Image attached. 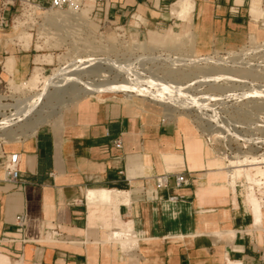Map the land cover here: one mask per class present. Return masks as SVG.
Masks as SVG:
<instances>
[{
    "label": "crops",
    "instance_id": "1",
    "mask_svg": "<svg viewBox=\"0 0 264 264\" xmlns=\"http://www.w3.org/2000/svg\"><path fill=\"white\" fill-rule=\"evenodd\" d=\"M178 1L103 0L99 16L112 25L135 20L142 31L188 25L203 50L235 49L264 31V0H189V13L176 16ZM32 64L28 54L0 51V89ZM70 111L62 125L0 150V264H264V207L254 216L239 201L189 122H167L127 98L84 99ZM11 155L18 187L4 181ZM177 174L180 188H155L156 177ZM88 190L109 191L117 217L113 207L89 206ZM124 223L137 243L125 254L109 240Z\"/></svg>",
    "mask_w": 264,
    "mask_h": 264
},
{
    "label": "rangeland",
    "instance_id": "2",
    "mask_svg": "<svg viewBox=\"0 0 264 264\" xmlns=\"http://www.w3.org/2000/svg\"><path fill=\"white\" fill-rule=\"evenodd\" d=\"M77 4V7L55 10L44 0H20L14 8L13 23L0 31V51L3 56L20 52L33 59L26 78L21 81L8 78L1 85L0 122L3 118H9L12 125L0 124V129H4L0 130V150L7 154L13 152L31 136L30 130L34 122H46L38 128L62 125L70 110L81 100L127 98L138 102L147 113L156 114L167 122L180 118L189 122L205 141L217 166L227 170L229 181L234 178L235 185L230 186H236L239 201L246 206L245 197L252 192L260 209L264 207V164H246L233 169L226 167L234 157L240 159L244 155L258 158L264 156V100L250 95L251 90H264V31L256 28L247 41L235 49L203 50L197 47L196 36L188 25L186 28L189 31L181 26L174 30L142 31L139 22L135 20H130L126 25H112L103 21L93 11V0H79ZM155 56L161 60L158 61ZM147 57L151 60H146ZM177 57L184 58L183 61L179 58L180 66L178 63H171ZM197 58H200V62ZM206 58L212 62L221 60V64L216 66L210 64L211 61L205 63L208 60ZM87 59L103 64L108 60L115 64L110 66V73H102L97 68L106 69V66L92 67L87 64ZM34 68L39 70L41 79L35 87H30L25 83L32 76ZM221 71L234 79L239 78V82H201L207 76L221 74ZM135 73L146 75L145 77L152 76L160 84L164 81L163 84L170 82L180 84L179 87L189 86L190 88L185 89H188L185 91L188 96H185L188 99H204L203 103L207 106L200 110L193 108L185 111L176 103L168 104L169 106L166 104L168 107L164 111L157 102L139 97L136 92L127 89L130 88L129 81ZM54 74L60 76H55L54 80L58 78L57 80H64L67 84L57 86L49 85L48 80L42 81L43 77L51 78ZM71 77L75 80L72 81ZM76 80L81 84L93 81L95 86L104 89L121 87L124 91L75 99L84 88ZM103 95L105 98L100 97ZM33 96L38 102L34 110L19 120L13 118L19 103ZM135 244L137 243H134L132 249L136 247ZM122 250L123 253L129 251L126 246Z\"/></svg>",
    "mask_w": 264,
    "mask_h": 264
},
{
    "label": "bare ground",
    "instance_id": "3",
    "mask_svg": "<svg viewBox=\"0 0 264 264\" xmlns=\"http://www.w3.org/2000/svg\"><path fill=\"white\" fill-rule=\"evenodd\" d=\"M190 1L189 0H179L177 3L175 2V4H173L172 8H171V11L173 14H177L181 15V14H188L191 7H190ZM172 15V14H171ZM183 15V16H184ZM175 17V16H173ZM179 18V17H178ZM152 58V56H150ZM149 57V58H150ZM160 57V56H159ZM155 58H157V56H155ZM180 58V57H179ZM179 58H173L172 59V64H179L180 66V63H179ZM182 58V57H181ZM180 58V59H181ZM144 59V58H142ZM141 59V60H142ZM146 59V58H145ZM144 59V60H145ZM198 61L200 58H197ZM194 60V61H197ZM208 59L207 61H204L205 63L208 62V61H211L209 58H206ZM146 60H151V59H147ZM153 60H156V59H153ZM158 61H160L161 59H158ZM182 61L184 60L181 59ZM189 60V59H188ZM187 60V61H188ZM104 61V60H103ZM137 61V60H136ZM157 61V62H158ZM192 60H190L191 62ZM202 61V59H201ZM217 62H212L210 64H214L216 66L220 65L219 62L221 60H216ZM116 62V61H115ZM154 62V61H153ZM156 62V61H155ZM181 62V61H180ZM200 62V61H199ZM122 63V62H121ZM120 63V65H121ZM192 63V62H191ZM195 63V62H194ZM87 64H90L92 67L94 66H106V69H99L97 68V71L98 72H105V71H108L110 70L111 71V68L110 66H113L115 63L110 62V61H106V63L103 64V62H99L97 60H92V59H87ZM124 64V63H123ZM129 64V63H128ZM184 64V62L182 63ZM188 64H190L188 62ZM132 65V63H131ZM187 65V64H186ZM224 65V64H223ZM86 66V65H84ZM124 66V65H122ZM129 66V65H127ZM172 66V65H171ZM182 66V65H181ZM185 66V64L183 65ZM66 67V66H65ZM121 67V66H120ZM130 67V66H129ZM5 68L6 70H8V73L10 74L11 73V68H12V65H11V59H8L6 64H5ZM75 68V66H74ZM125 68V67H124ZM123 68V69H124ZM72 69V68H71ZM131 71L133 70L131 67H130ZM69 71H71L70 69H68ZM67 70V71H68ZM78 71V69H76ZM115 70V69H114ZM126 70V69H125ZM58 71V70H57ZM60 71V70H59ZM58 71V72H59ZM76 71V73H77ZM82 71V70H81ZM122 71V70H121ZM57 72V73H58ZM95 72H96V68H95ZM109 72V71H108ZM129 72V71H128ZM222 72V71H221ZM55 73V74H57ZM84 73V72H83ZM110 73V72H109ZM120 73V72H119ZM130 73V72H129ZM127 73V75L129 74ZM131 73H134V72H131ZM224 73V71L222 72ZM216 74V75H210V76H207L206 79H203V81L201 82H210V83H216L218 81H228V82H232V83H236V82H239V78L238 80L237 79H234L232 78L231 76L227 75V74ZM51 75V78H47L45 79V77H43L42 81H46L48 80L49 81V85H57V86H60V85H66L67 82H63L59 80H57L55 78L54 80V77L55 76H59V75ZM60 74V73H59ZM65 74V73H64ZM63 74V75H64ZM68 75V73H66ZM74 74V72L72 73ZM70 74V75H72ZM79 74V73H77ZM76 74V75H77ZM124 74V72H123ZM61 75V74H60ZM66 75V76H67ZM126 75V76H127ZM41 74L39 73V70L37 68H34L33 70V73H32V76L26 81L25 85H28L30 87H35L37 84H38V81L41 79ZM53 76V77H52ZM62 76V75H61ZM69 76V75H68ZM75 76V75H74ZM73 76V77H74ZM119 76V75H118ZM132 76V75H131ZM146 76V75H145ZM139 73H135L134 76H132V78L130 79V88L128 87L127 89L131 92H136L137 96L139 97H142V98H145L147 97L148 99L150 98L151 100L155 101L158 103V105L162 108H164L166 110V108L169 106L168 104H178V106L180 107V109L182 110H185V111H189L193 108H197L198 110H200V108H203V107H206L207 105H205L206 103H203L204 102V99H201L200 100H197L195 97L193 98H187L185 95H187V93H185V89L188 88L189 86H187L186 88L184 87H179L180 84H176V83H163L160 84L161 82H158V81H155L152 76L149 77H145ZM60 77V76H59ZM70 77V76H69ZM68 77V78H69ZM81 77V76H80ZM65 78V77H64ZM72 78V77H71ZM75 78V77H74ZM197 78V77H196ZM202 78V77H201ZM45 79V80H44ZM125 79V77H124ZM157 79H161V78H157ZM66 80V79H65ZM75 79L72 78V81H74ZM78 80V79H77ZM77 80H76V83H77ZM162 80V79H161ZM242 80V79H241ZM240 80V82H241ZM67 81V80H66ZM70 81V80H69ZM80 81V80H78ZM123 81V80H122ZM86 82V81H85ZM127 82V81H126ZM168 82V81H167ZM194 82V81H193ZM197 82V81H195ZM194 82V83H195ZM45 83V82H44ZM80 82H78L77 84H79ZM202 83V84H203ZM243 83V81H242ZM47 84V82H46ZM81 84V83H80ZM108 84V83H107ZM120 84V83H119ZM118 84V85H119ZM124 84V82H123ZM176 84V85H175ZM45 85V84H44ZM71 85H72V82H71ZM76 85V84H75ZM143 85H146L147 87H143ZM182 85V84H181ZM82 87V90L80 92V94L78 93L77 97L75 99H81V98H84V97H87V96H90L92 97V95H95V94H102V93H114V92H117V91H124L122 90L123 88L121 87H116L115 88H109V89H104V88H101V87H97L95 86V84L92 82H86V83H83L81 84ZM102 86V85H101ZM113 86V85H112ZM123 86V85H122ZM127 85L125 84L124 87H126ZM55 87V86H54ZM49 88V86H48ZM78 88V86H77ZM190 88V87H189ZM256 88V87H255ZM43 89V88H42ZM47 89V88H46ZM59 89V88H58ZM79 90V89H77ZM126 90V89H125ZM76 91V90H75ZM80 91V90H79ZM188 91V89H187ZM186 91V92H187ZM77 92V91H76ZM249 92V91H248ZM124 93V92H123ZM226 93V92H225ZM249 94V93H248ZM250 95L251 96H256L257 97H262V100H264V90H251L250 91ZM35 96H38V95H35ZM33 96V97H29L27 99H25L23 102L19 103V105L15 108V114H14V117L13 118H17L18 120L21 118V117H25L26 115H28L32 110H34V107L35 105H37V101H36V97ZM40 96V95H39ZM188 96V95H187ZM245 96V95H244ZM205 97V96H204ZM253 98V97H252ZM245 99V98H244ZM247 99V98H246ZM206 100V99H205ZM37 102V103H36ZM168 105V106H165V105ZM175 104V105H176ZM178 107V108H179ZM208 109V108H207ZM205 110V109H204ZM211 110V109H210ZM202 111V110H201ZM13 114V113H12ZM11 114V115H12ZM215 114V113H214ZM207 117V116H206ZM15 118V119H16ZM203 120V119H202ZM215 120V119H214ZM10 119L9 118H3L2 122H0V124H5V125H12V123H10ZM199 121V120H198ZM13 122V121H12ZM43 124H46V122L42 121V122H34L33 123V126H32V129L30 130L31 132V135H33L35 133V131L37 130L38 126H41ZM215 126V125H214ZM216 129V127H215ZM218 129V128H217ZM0 130H4V129H0ZM212 130V129H211ZM217 131V130H216ZM223 131H226L225 129H223ZM4 132V131H3ZM264 154V153H263ZM239 156V154H238ZM237 158V156H236ZM232 160H229L226 167L227 168H230V169H233V168H236V167H240V166H243V165H258V164H264V156L262 155V157H257V156H247V155H244L242 158L240 159H235L234 158H231ZM242 170V169H241ZM231 172V171H230ZM229 173V172H228ZM231 176V175H230ZM229 185H235V182H234V178H231L230 182H229ZM259 186V185H258ZM232 187V186H231ZM255 187V186H254ZM110 197H111V193L107 190H88L86 192V202L87 204L90 206V205H102L104 207H113L114 208V215L117 217V206L116 205H112L111 202H110ZM245 201L251 211V213L254 215V216H258V214H261V209H260V206H258V203L254 197V194L252 192H249L246 197H245ZM125 224V227H124V230L123 231H120V232H115V233H112L109 235V240L110 241H113V243H116L119 245V247H121L122 249L124 248V246L127 247V250H132L133 246H134V243H136V238L134 237L133 235V232H132V228L130 226L129 223H124ZM136 245V244H135Z\"/></svg>",
    "mask_w": 264,
    "mask_h": 264
},
{
    "label": "built area",
    "instance_id": "4",
    "mask_svg": "<svg viewBox=\"0 0 264 264\" xmlns=\"http://www.w3.org/2000/svg\"><path fill=\"white\" fill-rule=\"evenodd\" d=\"M50 5V8L55 10H62L64 8L77 7L79 0H44ZM103 0H93V11L99 15L103 12ZM20 0H0V30L8 28L14 19V8L16 3ZM114 147L120 149L119 142L114 143ZM17 159L15 155H11L6 159L4 166V181L13 186H19L21 183L20 172L17 168ZM185 183V176L183 174L177 175H163L154 179L156 189L167 188L172 186L175 189L180 188ZM17 231L21 232L24 228L23 217L16 219Z\"/></svg>",
    "mask_w": 264,
    "mask_h": 264
}]
</instances>
